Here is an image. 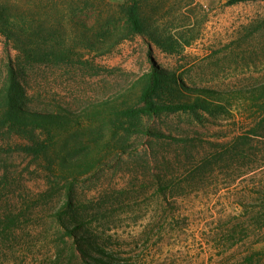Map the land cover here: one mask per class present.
<instances>
[{"label": "rangeland", "instance_id": "1", "mask_svg": "<svg viewBox=\"0 0 264 264\" xmlns=\"http://www.w3.org/2000/svg\"><path fill=\"white\" fill-rule=\"evenodd\" d=\"M125 1H83L82 11L62 12L53 4L36 12L42 27L31 32L33 44L19 34L21 46L82 55L29 59L0 34V86L8 66L20 65L25 105L75 118L0 135V264H86L89 255L76 250L74 237L62 240L66 227L53 221L69 204L100 248L88 249L93 256L123 264H264V96H227L214 113L149 114L141 99L143 76L155 65L189 87L264 82V0H145L148 35L91 51L93 30L127 28ZM171 79L156 100L179 90ZM101 100L112 103L95 110ZM65 157L98 165L58 171L53 159ZM19 216L3 234L2 224Z\"/></svg>", "mask_w": 264, "mask_h": 264}, {"label": "trees", "instance_id": "2", "mask_svg": "<svg viewBox=\"0 0 264 264\" xmlns=\"http://www.w3.org/2000/svg\"><path fill=\"white\" fill-rule=\"evenodd\" d=\"M90 0H0V34L5 35L8 39H12L19 48L23 49L29 59L42 56L45 59L57 57L59 60L68 58L71 55H82L80 51L74 50L68 53L67 50H53L49 48H29L21 46L19 34H25L30 38L31 32H36L41 29L38 23L36 12L42 10L48 12L51 5L56 7L58 11L62 12L66 9L71 11H82L81 3ZM248 0H227L228 4H236ZM256 1V0H254ZM145 0H126L123 4V10L126 16V29H109V30H93L94 35L87 38V46L96 54H103L110 52L123 40L129 38L134 33L143 35L149 34V28L144 22L143 6ZM91 29L87 31L90 34ZM29 44L34 43V39L30 38ZM45 46V45H43ZM106 47L105 49H103ZM63 49V48H62ZM40 50V51H39ZM23 67L9 65L7 68V76L0 86V135L10 133H29L36 130V128L51 126L53 124H65L74 121L72 113L63 110L55 112L48 110L45 107L37 108L35 106L25 105L29 101L28 89L24 81L21 80V71ZM21 70V71H20ZM171 77L177 81L180 88L175 91V95L171 99L158 101L156 96L160 90L163 89V84L168 82ZM143 78L146 80L142 90L141 99L144 102V110L149 114H158L162 112H196L200 111L207 113H214L223 111L225 108L221 100L228 99L227 96H264V82L240 88L238 90H217L215 88L207 87H189L184 81L175 79L173 74H163L155 65L153 69L145 74ZM165 81V82H164ZM112 102L101 100L93 103L95 110L106 109L110 107ZM264 123V116L262 118ZM6 131V133L4 132ZM11 151L16 148H10ZM19 151L28 150L29 148L18 146ZM43 150V148H40ZM4 149L0 147V154ZM59 160V159H58ZM58 171L61 172H88L98 165V161L92 158H78L69 160L67 157L56 162ZM56 171V170H55ZM8 173V171H7ZM4 176L6 182L10 183L7 177ZM69 209L57 210L53 215V221L62 224L66 227V231L62 234V240L66 236L74 237V245L76 250L86 256V264H123L119 260L112 257L93 256L88 249H100L98 244L94 241L92 234L85 228V221L81 217L80 211L69 204ZM263 216L260 218L259 227L264 226V210ZM22 216L25 212L21 213ZM17 218L10 217L5 224H2L3 234L13 232L17 226ZM69 221V224L66 222ZM1 225V223H0ZM103 253L105 251L101 250ZM258 253V252H256ZM253 259V258H251Z\"/></svg>", "mask_w": 264, "mask_h": 264}]
</instances>
